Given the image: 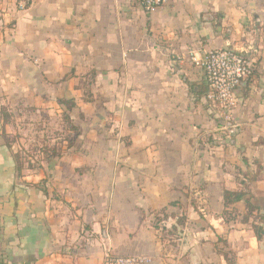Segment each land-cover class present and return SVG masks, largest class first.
<instances>
[{
  "label": "crops",
  "instance_id": "obj_1",
  "mask_svg": "<svg viewBox=\"0 0 264 264\" xmlns=\"http://www.w3.org/2000/svg\"><path fill=\"white\" fill-rule=\"evenodd\" d=\"M228 48L252 50L256 71L227 121L193 58ZM15 107L62 125L67 113L78 135L24 164L7 133ZM224 191L264 213V0L153 13L141 0H0V264H228L220 241L235 264H264L245 201L228 222Z\"/></svg>",
  "mask_w": 264,
  "mask_h": 264
},
{
  "label": "built area",
  "instance_id": "obj_2",
  "mask_svg": "<svg viewBox=\"0 0 264 264\" xmlns=\"http://www.w3.org/2000/svg\"><path fill=\"white\" fill-rule=\"evenodd\" d=\"M171 0H141L147 13L167 6ZM27 8L26 3L19 5L21 11ZM251 51L234 49H217L193 62L201 67L207 80L206 98L225 120H230L238 105V93L243 85L255 75V60ZM228 132V131H226ZM102 264H149V260L140 256H117L106 253Z\"/></svg>",
  "mask_w": 264,
  "mask_h": 264
},
{
  "label": "rangeland",
  "instance_id": "obj_3",
  "mask_svg": "<svg viewBox=\"0 0 264 264\" xmlns=\"http://www.w3.org/2000/svg\"><path fill=\"white\" fill-rule=\"evenodd\" d=\"M20 113L21 109L15 107L10 109ZM21 114V113H20ZM20 120H12L7 128L10 141L15 139V147L22 153L24 164L33 161L38 165L43 160V154H50L52 147L57 143L69 140L74 133L68 130V125H62L61 118L54 117L52 121H44L39 115H23ZM45 125V126H44ZM20 142V143H19Z\"/></svg>",
  "mask_w": 264,
  "mask_h": 264
},
{
  "label": "trees",
  "instance_id": "obj_4",
  "mask_svg": "<svg viewBox=\"0 0 264 264\" xmlns=\"http://www.w3.org/2000/svg\"><path fill=\"white\" fill-rule=\"evenodd\" d=\"M67 105L69 106V111L73 108V102H68ZM2 117L4 119V122L7 124L10 120V116L8 115V113L4 110L2 112ZM63 119L65 121V123L68 125V130L71 133H74V135H78V130L76 129V127H74L72 119L70 117L69 114L65 113L63 115ZM8 146L11 148V142L8 141ZM16 159L19 161V157L17 156ZM23 165H20V169H22ZM223 201H224V207L225 210L223 212V216L226 218V220L229 222L234 218V214L236 213L233 209H231V206L241 202V201H245L246 203V213L243 215V219L242 222L244 224H250L251 220H253L252 223V230L254 231L257 239L259 241H262L264 238V214H262V210L261 208H259L258 206H256L251 200H247L246 199V194L243 192H230V191H224L223 193ZM175 205V204H174ZM164 211H162V213H164ZM179 224L183 225L184 222L182 220H179ZM220 244L222 243L223 248H220L218 246V252L220 254H223V256L225 257V259L227 260L228 264H235V258H234V254L232 251H227L226 248L227 247V243L226 241H220Z\"/></svg>",
  "mask_w": 264,
  "mask_h": 264
},
{
  "label": "water",
  "instance_id": "obj_5",
  "mask_svg": "<svg viewBox=\"0 0 264 264\" xmlns=\"http://www.w3.org/2000/svg\"><path fill=\"white\" fill-rule=\"evenodd\" d=\"M264 214V213H263Z\"/></svg>",
  "mask_w": 264,
  "mask_h": 264
}]
</instances>
